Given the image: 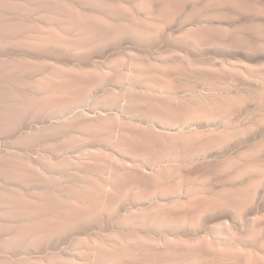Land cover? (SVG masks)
<instances>
[{"label":"bare ground","instance_id":"bare-ground-1","mask_svg":"<svg viewBox=\"0 0 264 264\" xmlns=\"http://www.w3.org/2000/svg\"><path fill=\"white\" fill-rule=\"evenodd\" d=\"M0 264H264V0H0Z\"/></svg>","mask_w":264,"mask_h":264},{"label":"rangeland","instance_id":"rangeland-1","mask_svg":"<svg viewBox=\"0 0 264 264\" xmlns=\"http://www.w3.org/2000/svg\"><path fill=\"white\" fill-rule=\"evenodd\" d=\"M33 248V247H32Z\"/></svg>","mask_w":264,"mask_h":264}]
</instances>
